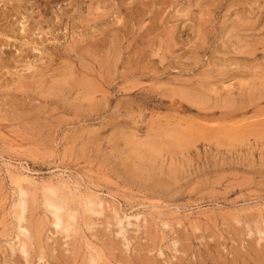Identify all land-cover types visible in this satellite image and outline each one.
<instances>
[{
	"label": "rangeland",
	"instance_id": "rangeland-1",
	"mask_svg": "<svg viewBox=\"0 0 264 264\" xmlns=\"http://www.w3.org/2000/svg\"><path fill=\"white\" fill-rule=\"evenodd\" d=\"M0 85V264H264V0H0Z\"/></svg>",
	"mask_w": 264,
	"mask_h": 264
},
{
	"label": "bare ground",
	"instance_id": "bare-ground-1",
	"mask_svg": "<svg viewBox=\"0 0 264 264\" xmlns=\"http://www.w3.org/2000/svg\"><path fill=\"white\" fill-rule=\"evenodd\" d=\"M18 14H19V12H18ZM8 18V17H7ZM4 19H6V17L4 16ZM40 23V22H39ZM25 26V25H24ZM34 26V25H33ZM24 28V27H23ZM22 28V29H23ZM21 32H23L22 30H21ZM14 34V33H13ZM22 35V34H21ZM9 36V35H8ZM5 37V36H4ZM24 38V37H23ZM110 70V69H109ZM26 81H28V80H26ZM70 81V80H69ZM66 82V81H65ZM217 82V81H216ZM61 84V83H60ZM1 86V85H0ZM71 86V85H70ZM93 88V87H92ZM261 88V87H260ZM21 89H23V88H21ZM94 92V91H93ZM92 92V93H93ZM177 93V92H176ZM259 93V92H258ZM231 94V93H230ZM228 95V94H227ZM86 98H88V97H86ZM89 100V99H88ZM206 111V110H205ZM176 138V137H175ZM181 147V146H180ZM161 152V151H160ZM155 155V154H154ZM152 156V155H151ZM22 190V189H21ZM49 191V190H48ZM22 195L24 196L25 195V192H22ZM61 197V196H60ZM24 199V198H23ZM26 201V200H25ZM66 201L67 200H63V202L64 203H66ZM22 203H24V202H22ZM46 205V204H45ZM47 207L50 209V211H51V213H52V215H53V218H54V220H55V226H56V228H58V229H60V230H62V231H66V232H69V230H70V225H68V223H66L65 222V220L63 219V217L61 216V214H60V212H61V210H62V205H60V204H55L54 202H52L50 199H48V202H47ZM46 207V208H47ZM64 207V206H63ZM65 208V207H64ZM92 208V207H91ZM48 209V210H49ZM22 210H23V208H22ZM25 210V209H24ZM23 210V211H24ZM73 211V210H72ZM99 214L101 213V212H98ZM90 218V217H89ZM22 221H23V218H22V214L20 215V217H19V222L20 223H22ZM123 223L122 222H120V225H122ZM23 228H21L20 230H22ZM260 230V229H259ZM21 233L24 235V236H28V231L26 230V229H23V231H21ZM18 236H20V235H18ZM17 236V237H18ZM25 243V242H24ZM25 246H26V244L24 245V244H22V247H23V249L25 248ZM28 246V245H27ZM16 245L15 244H11L10 245V248H11V250H12V252L13 253H15V251H16ZM28 252V251H27ZM91 264H98L97 263V261H95V260H91ZM100 264V263H99Z\"/></svg>",
	"mask_w": 264,
	"mask_h": 264
}]
</instances>
